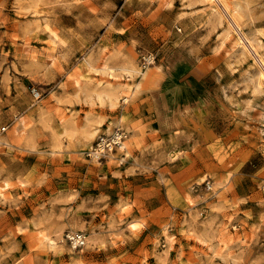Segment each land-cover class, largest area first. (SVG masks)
Returning <instances> with one entry per match:
<instances>
[{"label": "rangeland", "instance_id": "1", "mask_svg": "<svg viewBox=\"0 0 264 264\" xmlns=\"http://www.w3.org/2000/svg\"><path fill=\"white\" fill-rule=\"evenodd\" d=\"M53 1L0 0V264H264V86L219 48L226 19L200 0ZM231 2L264 54V0ZM132 61L147 76L125 78ZM127 81L129 101L97 97ZM117 130L129 156L107 147ZM190 233L217 253L193 256Z\"/></svg>", "mask_w": 264, "mask_h": 264}, {"label": "bare ground", "instance_id": "2", "mask_svg": "<svg viewBox=\"0 0 264 264\" xmlns=\"http://www.w3.org/2000/svg\"><path fill=\"white\" fill-rule=\"evenodd\" d=\"M41 0H39V2H40ZM50 1V0H49ZM65 1H68V0H65ZM80 1V0H79ZM148 1V0H147ZM165 0H162L161 2H164ZM198 1V0H197ZM55 2V0L53 1V3ZM76 2H78V1H76ZM150 2V1H149ZM199 2H201V4L202 3H206L207 5H208V9L206 10H202V9H200V10H202V13L203 14H205L206 15V18L208 19L209 17H211V15L214 13L215 14V12H217V15L216 16H218L221 20L222 19H226V21H227V27L225 28V31H224V34H222V36L220 37V46H219V48L221 49V48H223V47H225L227 44H228V42L232 39L233 40V47H235V46H238V47H240L241 48V54H242V56H243V58L244 57H248V58H252V60H253V64L255 65V67L257 68V71H258V80H257V85L258 86H264V54L263 53H261L260 51H259V43H258V41H256L255 39H253L252 37H251V35H249L248 33H246L244 30L245 29H243V25H242V23H241V18L238 16L239 15V13H238V10L240 9V6H237V4H233L232 2H231V0H200ZM52 3V2H51ZM59 3H60V1H59ZM169 4H171V3H169ZM172 5V4H171ZM163 6V5H162ZM205 7V6H204ZM197 11H199V10H197ZM193 12V11H192ZM194 12H196V11H194ZM37 13V12H36ZM46 13H48V12H46ZM197 13V12H196ZM40 14H42V13H40ZM183 13H181V15H182ZM184 14H186L187 15V12L186 13H184ZM193 14V13H192ZM198 14H199V12H198ZM240 14H242V12L240 13ZM189 15V14H188ZM191 15V14H190ZM190 15H189V17H190ZM44 16H46V15H44ZM183 16V15H182ZM193 16V15H192ZM188 18V17H187ZM240 18V19H239ZM40 19V18H39ZM39 19H38V21H39ZM41 21V20H40ZM32 40V39H31ZM30 40V41H31ZM24 46V45H23ZM26 46V45H25ZM28 48V47H27ZM219 50V49H218ZM86 60V59H85ZM89 61V60H88ZM109 61V60H108ZM106 62V61H105ZM92 65V64H91ZM91 65H88V70L89 71H91V72H94V73H96V75H97V73H99V72H101V71H103V72H107L110 76H114L115 75V73H114V75H113V71H115L116 69L115 68H112V65L111 66H108V64H106V63H102L101 64V66H100V68H94V67H92ZM230 65H232V63H230ZM93 66H95V65H93ZM119 67H121V66H119ZM87 70V71H88ZM122 70L123 71H125L126 73V75H124V77L125 78H127L128 80L129 79H133V77H134V74H141V75H143V76H147V72H144V71H142L141 69H140V67H138L137 66V64L135 63V62H131V63H129V65H124V67L122 68ZM232 72H235L236 71V68L235 67H232ZM120 71V70H119ZM146 71H148V70H146ZM120 72H122V71H120ZM123 73V72H122ZM100 74V73H99ZM93 76H95L94 74H93ZM127 76V77H126ZM96 77V76H95ZM80 79V78H79ZM93 80V79H92ZM95 80V79H94ZM98 81V80H97ZM80 83V81L79 80H76V84H79ZM90 83V82H89ZM89 83H87V84H89ZM97 83V82H96ZM99 83H101L100 81H99ZM98 83V84H99ZM107 83H109V82H107ZM92 84H94V82L92 83ZM98 84H97V86H98ZM103 84V83H102ZM110 84V83H109ZM108 84V88H109V85ZM119 84V83H118ZM113 85H115V84H112V87H110V88H113L114 86ZM133 83H131V82H129V81H127V82H125V83H123L122 84V87H118V88H116V87H114V88H116V89H109V90H105V92H102V89H101V92L99 93V94H97L98 96L97 97H99V99H103L104 97H107V99L106 100H108V99H111V101L113 102V101H116V100H119V97L120 96H122L123 97V99H124V101L126 102V101H129L130 99H132V94H133V92H134V89H133ZM96 86V87H97ZM118 86V85H117ZM77 87H79V86H77ZM88 87V86H87ZM86 87V88H87ZM104 87V86H103ZM103 87H101V88H103ZM9 88V87H8ZM89 88H92V87H89ZM98 88H100L99 86H98ZM262 88V87H261ZM94 89V88H93ZM104 89H106V87H104ZM90 90V89H89ZM95 90H96V93H97V88H95ZM89 92H91V90L89 91ZM105 99H103V100H105ZM120 100H122V99H120ZM111 101H109V102H111ZM41 102V101H40ZM43 103V102H42ZM118 103V102H117ZM37 104H39V103H37ZM112 104V103H111ZM113 104H115V102L113 103ZM112 104V105H113ZM43 105V104H42ZM46 105V104H45ZM44 106V105H43ZM113 106H116V104L115 105H113ZM37 108V107H36ZM40 108V107H39ZM51 108V107H50ZM51 110H53V109H51ZM36 111V110H35ZM50 111V110H49ZM39 112V111H38ZM62 114V113H61ZM59 115V114H58ZM61 116V115H60ZM59 120V119H58ZM64 120H65V116H64V114L61 116V118H60V121L63 123L64 122ZM14 122V121H13ZM19 122V121H18ZM120 122H121V120H120ZM20 123V127L19 128H16V125H18V123L14 126L15 127V132H21L20 134H19V137H22L23 136V134H24V132H25V127H26V125H25V123L24 122H22V121H20L19 122ZM98 123V122H97ZM100 123V122H99ZM118 123V122H117ZM61 124V123H60ZM94 124H96V123H94ZM114 124V123H113ZM113 124H109V126L105 129V131H104V133H106L105 135H106V137H108L109 135H108V133L111 131H113V130H115V128L113 129V130H111V128L113 127L112 125ZM98 125V124H97ZM101 125V124H100ZM118 125H119V123H118ZM58 126H60V125H58ZM64 127V126H63ZM63 127H61V128H63ZM92 128L90 129L89 128V131H87V134H86V137L89 139V142H90V140H92L94 137H96V135H97V129H94L93 128V125L91 126ZM97 128V127H96ZM100 128V127H99ZM123 129V128H122ZM99 130V129H98ZM123 130H125V129H123ZM119 130H117V131H115L112 135H113V137H110V139H111V141L113 142V143H111V144H109L107 147H113V146H115V145H117L120 149H122L123 151H124V154L125 155H127V156H129L130 154H131V150H132V148H131V145H132V143H131V141L130 140H128L129 138V135H127V132L125 133V132H123V133H121L120 131L118 132ZM65 132V131H64ZM100 133V132H99ZM110 134V133H109ZM58 136V135H57ZM60 137V136H59ZM106 137L105 136H102L101 137V143L99 144V148H97L99 151L100 150H103V149H105V145L107 144V139H106ZM97 139V138H96ZM85 140H87V139H85ZM130 141V142H129ZM88 142V141H87ZM93 143V142H92ZM114 144V145H113ZM92 148V147H91ZM92 151V150H91ZM96 151V150H95ZM111 151V150H110ZM102 152V151H101ZM100 152V153H101ZM93 154V153H92ZM97 154V153H96ZM97 156V155H96ZM109 157V156H108ZM221 183V182H220ZM1 184V183H0ZM9 184V183H8ZM8 184H5V185H0V195H2L3 194V190L8 186ZM217 184V183H216ZM218 185H219V182H218ZM7 192V191H6ZM5 192V193H6ZM2 197V196H1ZM3 198H4V196H3ZM7 199V198H6ZM246 223V222H245ZM247 224V223H246ZM72 226V225H71ZM247 226V225H246ZM76 227V226H75ZM226 227V226H225ZM224 227V228H225ZM244 227V224H242V225H238L237 224V226H235V227H233L234 228V232L233 231H231V229H223V233H222V235H221V237L222 238H220L221 240L219 241V244H221V243H223L224 245H223V249H225L226 250V247L228 246V244H229V242H236V241H239V243L241 242V240H243V237H242V234H241V229ZM71 228V227H70ZM74 230V229H73ZM38 231V230H37ZM36 231V232H37ZM189 231V230H188ZM75 232V231H74ZM73 232V233H74ZM190 232V231H189ZM72 233V234H73ZM184 233H186V232H184ZM76 235H77V237L75 238V242H76V240H77V238L78 237H82V238H84L85 236L84 235H81V234H78V233H75ZM113 234V233H112ZM187 234V233H186ZM59 235V234H58ZM76 235H74V236H71V235H67L68 237H71V238H73V237H75ZM41 236V237H40ZM168 236V235H167ZM171 236V235H170ZM38 237H40V239H39V241L40 242H42V241H47L48 242V244H50L51 246H53L55 243V241H54V239H52V238H50L49 236V238L50 239H47V237L45 236V235H43V234H41V233H37V238ZM57 238H59V237H57ZM64 238V237H63ZM63 238H61V239H63ZM88 239V238H87ZM86 239V237H85V240H87ZM95 239V238H94ZM187 239H188V241H190V242H192L190 245H191V247H190V249H191V253H192V255L193 256H195V255H197V254H202V255H204V256H212L213 254L215 255L217 252L216 251H214V250H212V247L205 241V240H203L201 237H199V236H195L194 234H191L190 233V235L187 237ZM55 240H58V239H55ZM64 240V239H63ZM93 240V239H92ZM169 240V239H168ZM245 240V239H244ZM62 241V240H61ZM112 241V240H111ZM46 242V243H47ZM58 242V241H57ZM66 242V241H65ZM91 242V241H90ZM89 242V243H90ZM77 243V242H76ZM171 243V242H170ZM169 243V244H170ZM64 244V243H63ZM187 244V243H186ZM218 244V245H219ZM241 244V243H240ZM89 245V244H88ZM87 245V246H88ZM180 245V244H179ZM182 245V244H181ZM181 245H180V247H181ZM232 246V245H231ZM46 247V246H45ZM66 247V246H65ZM166 247V246H165ZM167 247H169V245L167 246ZM230 247V246H229ZM49 248H50V246H49ZM169 248H171V247H169ZM228 249V248H227ZM71 250V249H70ZM170 250V249H169ZM184 250V249H183ZM224 250V251H225ZM230 250V249H229ZM168 251V250H167ZM182 251V250H181ZM166 252V251H165ZM228 252V251H227ZM169 253V252H168ZM171 253V252H170ZM183 253H184V251H183ZM183 253H180L179 254V256H183ZM178 254V253H177ZM171 255V254H170ZM167 260H168V258H166Z\"/></svg>", "mask_w": 264, "mask_h": 264}, {"label": "built area", "instance_id": "3", "mask_svg": "<svg viewBox=\"0 0 264 264\" xmlns=\"http://www.w3.org/2000/svg\"><path fill=\"white\" fill-rule=\"evenodd\" d=\"M151 60H152V57H148V59H146L145 60V63L147 64V63H149V62H151ZM107 145V144H106ZM109 145V144H108ZM77 237V235L75 236V237H73L72 239H73V242H74V244L76 245V246H78V247H82L84 244H85V240H84V238H82V237H78L77 238V240H76V242H75V238Z\"/></svg>", "mask_w": 264, "mask_h": 264}]
</instances>
